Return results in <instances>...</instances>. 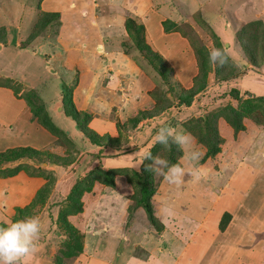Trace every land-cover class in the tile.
Returning a JSON list of instances; mask_svg holds the SVG:
<instances>
[{"label":"rangeland","instance_id":"374dc122","mask_svg":"<svg viewBox=\"0 0 264 264\" xmlns=\"http://www.w3.org/2000/svg\"><path fill=\"white\" fill-rule=\"evenodd\" d=\"M42 1L0 0V28L5 30L7 39L11 43V46L9 45L6 49L2 48L0 51V112L5 119L9 112L25 114L26 111L28 112L25 100L29 98V101L33 104L34 102L37 103L34 98L28 97V95L32 92H38L42 102L44 101L48 106L54 125L63 132L69 131V135L66 134L65 137L62 135L53 136L50 145L43 149L25 147L23 144L16 146L0 145V153L19 148H29L35 151V153L22 152V155L28 158V164H19L18 159L12 161L14 162L12 168H5V164H1L0 170L3 171H0V180L17 175L18 172L22 171L23 175L18 180L21 186L22 183L24 185L25 181L27 183V180L31 179H36L34 181L37 186V189L36 186L35 188L21 187V189H17L15 186L14 189V183H11V181L1 182L0 223L7 224L28 216L37 217L41 224L39 238L42 241L38 243L40 246L37 250H41L42 243L47 240L48 234L56 235L53 243L56 245L54 250L49 249L46 253V256L50 257L54 264L55 256L58 255V251L64 242L75 244L70 236L72 234L69 228L65 223L60 226L56 223L53 219V215L55 218L56 213L49 206L55 200L54 193L59 194L57 191L54 192L58 184L57 188L64 191L62 197L65 199L62 203L56 201L54 204H62V210L65 213L72 214L67 217V221L77 230L82 244L91 219L98 222L105 210L108 215H112V218L116 220L120 219L121 216L125 217L127 223L133 217L136 222L140 223V226L141 224L145 225L148 221L150 250H157L162 246L156 244L158 243L157 240H155L156 243H151L150 240L153 237L162 240L163 246L168 245L174 256H180L182 251L179 252V249L182 250V247L186 244L185 239H191L193 245H195L194 252L196 254L200 253L202 262L205 264L204 253L216 252L223 241L221 238H215L211 241V238L215 235V232H212V226L216 218L220 215L217 219L220 223L225 213L234 215V208L238 205L237 199L243 196L241 186L238 189L232 186V191L238 190L233 194L231 189L227 188L228 182L234 180L230 179V176L234 173L241 176L243 172L247 175V172L252 173L253 171L264 173V157L260 156L261 153L264 154V139L259 147L252 146L253 151L258 152L257 154L252 150H248L245 155L246 158H243L245 160L238 163V157L247 146L240 144L241 140H237V135L241 131L232 134L231 130L233 131V129L224 118L225 110H228L229 107L238 110L241 107V102L250 98L255 100L251 106L249 105L250 116L242 118L244 126L242 132L246 131L245 123H254V121L264 123V101H257L256 99L264 96H257L248 90H243L244 88L240 82L246 71H253L258 75H261V72L264 71L262 66L264 61V39L262 61L259 66H256L252 63V59H249L248 54L243 52L246 56L243 55L237 47L238 43L244 45L245 40L241 41L239 36L232 32L234 28L233 18L241 21V26L259 20L263 23L264 32V0H198L199 10L184 3L179 4L180 0H165L173 15L170 16L174 17L175 21L168 14H165V19L162 22L169 31H164L161 22L163 32H175L177 36L184 38L192 51L195 63L197 64L195 53L198 58L202 59V62H205L200 64V67L206 73L205 78L197 74V69V76L195 75V78H198L197 81H193L194 78L192 81H187L179 76L183 67L177 63L178 58L176 55L173 58V62L177 63L174 69L169 65L170 63L162 59L163 62L165 61L166 69L162 68L164 76H160L157 66H155L158 65L157 61L152 59L147 52L135 46L132 37L123 28L122 22L111 20L116 16V10L112 7L110 10L112 12L110 23L106 26L99 25L97 28L100 30L101 36H110V34L113 36L118 32L122 34V36L113 38L112 44L114 45L111 50H109L111 46L106 49V53L114 51L113 55L118 54L116 57L118 60H115L116 58L113 55L104 56V52L94 51L95 46L89 49L95 53L96 60H98L96 64L99 67L101 65V70L106 72H101L102 75L99 73L100 82L92 86L94 88L91 91V101L87 104V108L82 111L77 110L75 107L80 113L83 112L89 115L90 120L87 119L89 120L87 128L97 134L98 142L96 143L98 145L91 143L84 135L80 137V130L71 118H66L63 114H60L66 122L64 126L57 119V113L53 106L57 102L62 108V90L66 85L70 87V84L72 85L75 82L78 69L74 68L75 71L62 69L65 56L62 52L63 46L61 47V43H68L70 40L55 41V29L61 23V14L45 30L42 29L43 31L41 30L35 39H30L29 35L34 30L39 31L35 29V24L41 17V13L48 12L41 7L40 3ZM91 1V6L97 9L100 4L99 0ZM145 1L146 4L149 3V9L153 8L154 12L163 9L161 5L164 0ZM179 8L181 10H178ZM193 11L196 12L192 13ZM66 18L65 14L64 21ZM123 18L124 25L127 19L142 25L127 10ZM241 26L237 28V31ZM257 32H254L255 35ZM77 33L72 35L71 40L76 38L78 43H82L83 36ZM16 41L17 44L15 45ZM142 41L150 50L156 51L151 42L146 39L145 31L142 34ZM5 43H7V40ZM215 43H217V46ZM254 43L257 47L259 40L255 39ZM0 45L5 47V44ZM43 46V50H37L42 49ZM193 47H196L195 52ZM214 47L227 52L228 59L223 65L210 63L208 53ZM232 47H234L233 50ZM170 48L172 53L174 50L173 42L170 44ZM236 50H239L241 55ZM241 50H243L242 46ZM70 54L71 60H74V52L71 51ZM76 54L78 57L79 52L77 51ZM157 54L162 57L160 53ZM243 56L246 66L243 64L241 68L230 61L232 58L238 59L243 58ZM260 57L257 54L256 60L259 61ZM154 61L156 63H153ZM167 68H170L169 71ZM241 72H243L242 75L238 74ZM235 73L239 76L235 77ZM106 77H108V82L103 84V79ZM192 87L196 88L197 92L192 96L189 105L179 104L180 97L185 95L183 91ZM232 89L239 92L240 102L230 96ZM105 91L112 97H106ZM71 100L73 103L72 93ZM164 108L166 109L161 110ZM147 113H152L154 116L148 117ZM134 118H139V122L133 123L132 119ZM91 119H94L93 127L89 123ZM97 121L101 123L97 125ZM164 124L171 126L174 130L187 133L191 141L190 147L201 153V158L196 167L200 168V165H202L204 168L202 169L203 178H205L203 181L204 186L197 185L201 179L193 178L191 175L193 165L183 156V153L175 144L164 147L154 143L156 130ZM222 126L223 128H221ZM259 127L263 126L259 125ZM0 129L7 131L8 126L2 124ZM216 129L220 134L223 148L219 155L205 160L207 161L206 166L202 164L205 161H201L206 148L197 140V137L210 136L215 133ZM9 130L12 131V128H9ZM229 131L233 136L231 139L226 136L229 135ZM226 140L228 142L226 144L227 152L225 153ZM231 141L234 152L232 151ZM154 146H156L153 152L154 156L159 155L168 160L171 154L175 153L173 156L176 157L177 163L184 167L185 176L179 185H174L169 184L162 174H154L149 170L152 174L154 187L150 203L153 217L156 220L155 224H151L144 210L142 208L138 209L135 205V192L140 184L135 173L139 171L142 155L144 156L145 153L151 151ZM236 147L237 152H235ZM177 152H180V156L176 155ZM258 155L260 161L256 163L254 160ZM16 168L18 170L12 174L11 171ZM218 169L221 172L220 175H216L215 178L214 176L211 177V179H214L209 182L210 184H216L214 195L217 194V198H215L213 194L205 193L204 187L207 183L204 182L208 181L206 176L214 174ZM75 173H77L76 179ZM108 175L112 176L110 178L113 182L112 186H107L105 183ZM58 179L60 181L66 179L68 182H60ZM77 180H79L78 189H87L90 186L89 191L82 194L81 203L76 197L67 199V195ZM241 182L242 180H240V184ZM35 189L36 193L41 190L39 195L36 193L32 195ZM67 202H69L68 204L79 202L82 210L75 214L74 212H67V208L73 209L74 207H70ZM16 208L22 210L21 215L15 211ZM136 209L138 210L135 214ZM96 213L99 216H96ZM121 222V229H123L124 220ZM130 223L127 224V228ZM217 228L219 229L218 223ZM124 230H126V226ZM230 234L233 237L241 235L240 232L236 231L235 226ZM179 238L180 241L169 243V239L178 240ZM209 238L210 241L207 242ZM205 240L206 242H204ZM208 246L209 249L206 250ZM135 250L137 254L141 253L140 250ZM35 262L26 263L21 261L20 264H34Z\"/></svg>","mask_w":264,"mask_h":264},{"label":"crops","instance_id":"0c3cea01","mask_svg":"<svg viewBox=\"0 0 264 264\" xmlns=\"http://www.w3.org/2000/svg\"><path fill=\"white\" fill-rule=\"evenodd\" d=\"M99 2L100 4L97 9H95L94 6H91V0H43L40 3L41 7H43L48 12H59L61 14V23L59 27L57 26V29H55V41L58 42L70 40L68 43H61V47L63 46L62 52L65 56L64 61L62 62V69L69 71H75L74 68L78 69L77 81L75 80L72 85L70 84L72 87L73 103L77 110L83 111V109L87 108V104H89L91 101V91L94 88L92 86H95L100 82L99 77L102 75L101 72H106L105 70H101V65L99 67L96 64L98 60H96L95 53L89 49L95 46L94 51H102L104 52V56L108 54L112 56L114 51L106 53V49L110 46L111 47L109 50L112 49L114 45L112 44L114 37L117 38V36H122V34H119V32L117 34H113V36L111 34L110 36H101L100 30L97 28L99 25L106 26L108 23H110V17L112 16V12L110 10L112 7H114L116 10V16L111 19L112 21L122 22L123 28L125 29L123 16L126 10L129 11L133 17L142 23L145 29L144 31L146 39L148 42H151L157 53L162 55L161 58L170 63L169 65L173 69L177 63L181 65L183 70L180 72L179 76H181V78L184 80L192 81L197 73V64L193 59L192 51L187 41L184 38L177 36L175 32H163V28L161 27V22L165 19V14H168L169 17L175 21L174 17H172L173 15L170 11V8L168 7V4L165 3V0L161 5L163 9L156 10L155 12L153 8L149 9V3L146 4L145 0H99ZM180 3L190 5L193 8L195 7L197 10L200 9L198 0H180L179 4ZM178 10L181 9L179 8ZM195 12L196 11H193L192 13ZM65 14L67 18L64 21ZM233 19L234 21L232 20V22L234 28L231 29L233 30L232 32L236 34L237 28L241 26L242 22L237 18ZM209 27L211 26L209 25ZM75 33L83 36L82 43H78V39L76 38L71 40L72 35ZM172 42L174 43V50L171 53L170 44ZM10 44L11 43L9 39H7L5 47L4 45H0V51L2 48L6 49L9 47ZM16 44L17 41L15 42V45ZM234 47H232V50ZM237 47L243 54V51L238 44ZM43 48L44 46L42 49H36L43 50ZM76 50L79 52L78 57ZM71 51L74 52V60H71ZM236 51L239 52V50ZM241 52H239V54ZM175 55L178 58L177 63L173 62ZM117 56L118 54L113 55L114 58ZM115 60L118 59L116 58ZM231 61L236 66L241 68V66L245 63V58L244 56L243 58L240 57L238 59L232 58ZM244 65L246 66V64ZM262 66L264 68V61ZM261 73V75H258L253 71H246L245 75H243L240 80L241 85L244 88L243 90H248L257 96H264V71ZM108 77L103 79V84L108 82ZM105 95L109 98L112 97L107 91H105ZM53 108L57 113V119L64 126L66 122L60 116V114H63V111L62 108H60L59 103L56 102ZM45 110L50 116L47 104H45ZM30 116L31 114L29 108L28 112L26 111L25 114L9 112L6 119L3 118L0 112V126L2 124L8 126L7 131H4L5 129H0V145L2 146V144H9L8 146H16L23 144L25 147H32L34 149H43L49 146L53 135L40 126L36 121H32ZM89 123L92 126L94 124V119H91ZM100 123V121L96 122L97 125ZM244 125L246 127V131L239 132L237 135V140H241L240 144L247 147L240 157H238V163L245 160L243 158H246L245 155L248 150L253 151L252 146L256 145V147H259L262 144V140L264 139V126L259 127L252 122L245 123ZM9 128H12V131H10L11 129L9 130ZM221 128H223V126ZM231 132L233 134L232 130ZM64 133L69 135V131H65ZM79 135L81 137L82 133L80 132ZM226 136L230 139L231 137L233 138L230 131L229 135ZM227 142L228 140H226L225 145ZM222 148L223 147L221 146L220 152L217 155L221 153ZM226 149L227 145L225 146V153L227 152ZM235 152H237V147ZM253 152L255 154L258 153L256 150ZM260 156L264 157V154L261 153ZM27 160L28 158L21 157L18 158L19 162H17L19 164H28L29 161ZM254 161L256 163L260 161L259 155L256 156ZM4 164L5 168L14 167L12 166L14 162H6ZM202 164L207 166V161ZM200 166L201 167L198 169L199 178L201 180L197 183V185L204 186L203 181L205 178H203L202 172V169L204 168L202 165ZM220 173L221 172L218 169L214 174H209L210 176H206L208 181L204 182L207 183L206 187H204L205 193L214 195L216 184H210L209 182L212 181L216 175H220ZM22 175V171L18 172L17 175L0 180V183L11 181V183H14V189L15 186L17 189H21V187L35 188L36 183L34 180L36 179H26L27 183L25 181L24 185L22 183L21 186V183L18 180ZM74 176L76 179L77 173H75ZM213 176L214 178L211 179ZM15 179H17L16 182H14ZM230 179L234 180H230L228 182L227 188L231 189V193L233 194L238 190L232 191V186H235L237 189L241 186L243 190V196L237 199L238 205L234 208V215H231L230 221L223 232H219V229L217 228V223L219 224V220L217 219H219L220 215L216 218L214 225L212 226V232H215L216 237L214 235V237L211 238V241L215 240V238H221L223 241L221 242L220 248L216 252L211 254L209 252L204 253L205 264H264V173L253 171L252 173L247 172V175H245L243 172L241 176L234 173L230 176ZM58 180L60 181V179ZM240 180H242L241 184ZM60 182L67 183L68 181L66 179H62ZM57 187L58 184L54 192L57 191L60 195L53 192L55 200L49 205L52 208V211L56 213L55 218L53 215V219H55V221L62 204L57 205L54 203L56 201L62 203V201L65 199L62 197L64 191ZM36 189L32 195H35ZM27 193L29 192L27 191ZM214 197L217 198V194L214 195ZM139 208L141 207H138V209ZM138 209H136L134 212L135 214ZM238 213L240 214L238 215ZM96 216H99V214L96 213ZM124 218L125 217L121 216L120 219L116 220L112 218V215H108L104 210L103 216L98 219V222H95L91 219V222L88 224V231L85 229L86 235L84 236L82 251L77 256L65 259L63 264H203L200 253L196 254L194 252L195 245H193L194 243L191 241V239H185L186 244L184 247H182V250L179 249V252L182 251L180 256H174L170 252L169 246H163L162 240L158 238L151 237L152 239L150 241L151 243H156L155 240H157L158 243L156 244H161L162 246H160V248L157 250H150L151 247L149 243L148 221L145 225L141 224L140 226V223L136 222L133 217L130 221L131 223L129 222V227L127 228V224L129 223H127V220ZM122 220H124L123 229H121ZM125 226L126 230H124ZM234 226L236 231L241 233V235L238 237H233L230 234V232L233 231ZM115 228L117 229L115 230ZM54 238H56L55 234H48L47 240L43 241L42 243L41 250H37L34 254L25 257L22 261L26 263L36 261L34 264H53V260L46 256V253L49 251V249L54 250L56 246L53 244ZM180 240V238L178 240L169 239V243L174 241L178 242ZM207 240V242H209L210 238ZM41 242L42 241H40L39 238L38 243ZM204 242H206V240ZM39 246L40 245H38V247ZM135 249L140 250L141 253L137 254ZM208 249L209 246L206 248V250ZM43 253L44 255H42ZM35 258L37 259L35 260Z\"/></svg>","mask_w":264,"mask_h":264},{"label":"trees","instance_id":"16d2710c","mask_svg":"<svg viewBox=\"0 0 264 264\" xmlns=\"http://www.w3.org/2000/svg\"><path fill=\"white\" fill-rule=\"evenodd\" d=\"M60 16L59 12H42L41 13V17H39V19L37 20L36 24H35V29H38L39 31H33L29 36L30 39H35L38 36V33L43 29L45 30V28L52 22H54L55 20H57ZM163 28L165 32H168V28H165V24L164 22H162ZM125 29L128 33V35L130 37H132V40L135 44V46L138 49H142V51L147 52L152 59L156 60L158 65L157 66V70L160 73V76H164V71H162V68H165V63L163 62L162 58L155 52L150 50V48L145 45L142 41V34L144 32V27L141 24H136L133 20L131 19H127L125 22ZM6 29V28H5ZM42 30V31H43ZM258 31V32H257ZM238 32V33H237ZM236 32V34L239 36V39L241 41L245 40L246 43H244V45H240L243 47V52H245L246 54H248L249 59H252V63L256 66H259L261 61H262V54H263V39H264V32H263V23L259 20H254L248 23H245L244 25H242L240 27V29ZM254 32H257V34L255 35ZM258 39L259 43L258 46H255L254 40ZM7 40V34L5 32V30L3 28H0V44H6ZM217 42L219 43V41L217 40ZM217 43H215L216 45ZM217 46V45H216ZM195 48L193 47V50L195 52ZM257 54H259L261 57L259 59V61L256 60ZM148 55V56H149ZM196 58H197V69H198V73L201 77L205 78V72L204 69L200 67V64H204L201 60V58H198L197 54L195 53ZM245 55V54H244ZM246 56V55H245ZM203 60H205L203 58ZM200 61V62H199ZM231 61V60H230ZM153 63H156L155 61ZM152 63V66H153ZM259 63V64H258ZM166 69V68H165ZM170 68H167V70ZM169 71V70H168ZM245 73V72H244ZM240 75L243 74V72L238 73ZM238 74H234L235 77ZM244 75V74H243ZM197 76V75H196ZM195 76V77H196ZM239 76V75H238ZM193 79V81H197L198 78ZM77 81V78L75 79ZM69 87V86H68ZM67 85L64 87V89L62 90V100H61V105H62V111L63 114L66 118H71L72 121H74L76 123V126L79 128L80 132L82 133V135H84L91 143L98 145L96 142L97 141V134H95V132H93L92 130H90L89 128H87V122L90 120L89 115L83 113V112H79L75 109V106L72 103L71 100V86L68 88ZM195 92H197L196 88L192 87L189 90H184L183 93H185L184 96L180 97V101L179 104H185V105H189V102L192 98V96H194ZM230 96L239 101L241 100L240 96H239V92L235 89H232L230 91ZM28 97H32L34 98V100L37 101L34 102V104L29 101V98H27L25 101L27 103V106L30 110V119L32 121H36L40 126H42L45 130H47L51 135L53 136H58V135H62V136H66V134L59 129L57 126L54 125L51 117L48 115L47 111L45 110V106L44 103L42 102L38 92L34 93H30L28 95ZM257 101H264V97H257L256 98ZM255 100V99H254ZM253 99L248 98L247 100H243L241 102V107L240 109L236 110L234 108H228V110H225L226 113L224 114V118L225 121L229 124V126L233 129L234 133H238L239 131H243L244 130V126L242 124V118H247L246 116H250V108L249 105L251 106V104H253ZM36 103V104H35ZM157 109V108H156ZM160 109V108H158ZM161 109V110H165ZM159 110V111H161ZM156 113V112H154ZM144 114V113H143ZM148 117H153L154 115H152V113H147ZM89 118V120H87ZM143 118V117H142ZM250 118V117H249ZM254 119V117H253ZM131 121V120H130ZM133 123H138L139 122V118H134L132 119ZM254 123L256 125H262L264 126V123L262 122H257L254 121ZM258 125V126H259ZM198 136V135H196ZM197 140L204 145V147L206 148V152L204 154V156L202 157L201 161L204 162L206 159L208 158H213L215 155H217L220 152V145L222 143L221 138L217 132V129L215 130V133L212 135H206L205 137L201 138V137H197ZM156 149V146H154L151 150L152 154L154 155V150ZM174 150V149H173ZM22 152L27 153V152H32L35 153V151L29 149V148H19V149H12V150H7L4 153H0V165L6 162H12L17 160L18 158L21 157H26L24 155H22ZM17 155V156H15ZM173 155H175V153H172L171 156L169 157L168 161L170 163H177L176 157H174ZM177 156H180V152L176 153ZM143 155H142V161L141 164L139 166V171L136 172V176L138 177V183L140 182L139 186H138V190L135 192V205L137 207H141L146 216L147 219L149 220V222L151 224H155L156 220L153 217V212H152V206L150 203V198L154 193V187H153V178H152V174L149 172V170L147 169V165L150 164V160H143ZM201 162V163H202ZM18 169H14L11 171V173H15ZM3 171V170H0ZM7 171V170H4ZM107 182L106 185L107 186H112L113 182L112 180H110V178H112V176H107ZM79 182V180H77L75 182V184L72 186L70 193L67 195V199L69 200V198H78V201L80 202V198L82 197V194L84 192L89 191L90 186L87 187V189H78L77 185ZM41 192L38 191L36 194L39 195ZM77 202V204L73 203V204H68L69 202H67L68 205H70V207H73V209H69L67 208V212H74L78 213L82 210L81 207V202L79 203ZM66 204V205H67ZM72 205V206H71ZM28 207V206H27ZM63 208H61L57 214V219H56V223L60 226L62 224H66V226L69 228V230L71 231V238L74 240L73 242L75 244L72 245V243L70 244V242H64L63 246L61 247V249H59L58 251V255L55 256V261L54 264H63L65 259L77 256L81 251H82V241L81 238L79 239V234L77 233V230L74 229L73 226H71L68 221H67V217L72 215L71 213H65L64 210H62ZM15 211L17 213H19V215H21V209L16 208ZM231 218V215L229 213H225L219 223V231H224L227 224L229 223ZM0 225H5V224H1ZM63 227V226H62ZM64 229V228H63ZM76 233V234H75ZM78 235V236H76ZM68 239V236H67ZM68 244V245H67Z\"/></svg>","mask_w":264,"mask_h":264},{"label":"clouds","instance_id":"9594fccd","mask_svg":"<svg viewBox=\"0 0 264 264\" xmlns=\"http://www.w3.org/2000/svg\"><path fill=\"white\" fill-rule=\"evenodd\" d=\"M226 47V46H225ZM210 63L223 65L227 62L228 54L221 48H212L208 53ZM154 143L164 147L175 144L183 156L193 165L191 175L199 179V169L196 164L201 153L190 147L189 135L180 130H174L166 124L161 125L155 132ZM150 160L147 169L154 174H162L169 184L179 185L185 176V169L179 163L153 155L151 151L145 153L143 160ZM41 224L37 217L28 216L16 219L5 225H0V264H20V262L38 248Z\"/></svg>","mask_w":264,"mask_h":264}]
</instances>
